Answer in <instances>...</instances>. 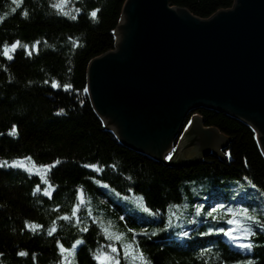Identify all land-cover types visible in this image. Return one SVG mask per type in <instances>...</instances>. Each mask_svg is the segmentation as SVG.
<instances>
[{
  "label": "trees",
  "instance_id": "trees-1",
  "mask_svg": "<svg viewBox=\"0 0 264 264\" xmlns=\"http://www.w3.org/2000/svg\"><path fill=\"white\" fill-rule=\"evenodd\" d=\"M125 1L74 0L72 13L62 14L53 0H0V46L20 42L9 53L12 59L0 47V264H61L60 248H70L77 240L83 243L76 250L75 264H99L95 255L107 242L88 213L90 203L85 204V196L93 200L104 196L99 182L120 194L141 195L146 207L160 216L152 225L156 229L146 228L135 238L148 264L249 260L264 264V233L255 224L251 251L235 249L214 232L228 228L231 214L218 223L192 226L184 231L183 241L163 229L167 207L179 203L192 184L200 192L199 198L189 201L195 208L203 205L210 210L222 204L250 208V214L264 221L259 201L264 198V158L247 124L198 110L195 114L203 127L215 128L225 137L224 149L220 157L171 164L120 145L93 110L85 91L88 66L114 49ZM234 1L169 0L168 4L207 20L232 8ZM20 161L29 162L36 172L12 167ZM245 179L255 186L258 198H244ZM101 203L120 229H126L124 223L139 226L137 231L145 228L134 218L122 221V213Z\"/></svg>",
  "mask_w": 264,
  "mask_h": 264
},
{
  "label": "water",
  "instance_id": "water-1",
  "mask_svg": "<svg viewBox=\"0 0 264 264\" xmlns=\"http://www.w3.org/2000/svg\"><path fill=\"white\" fill-rule=\"evenodd\" d=\"M168 2L126 0L123 53H105L88 66L96 115L111 117L120 145L158 162L200 109L252 128L246 121L254 122L264 154V0H235L207 20ZM189 125L184 136L202 156H215L226 143L199 118Z\"/></svg>",
  "mask_w": 264,
  "mask_h": 264
},
{
  "label": "rangeland",
  "instance_id": "rangeland-1",
  "mask_svg": "<svg viewBox=\"0 0 264 264\" xmlns=\"http://www.w3.org/2000/svg\"><path fill=\"white\" fill-rule=\"evenodd\" d=\"M73 1L74 0H53L54 4L59 5V8H56V9L62 14L72 13L70 12L72 11V8L70 5ZM126 25H127V19L125 15V17L124 16L121 17L118 27L116 28V31L114 33V37H115L114 49L106 53L108 57L112 58L116 55L123 53L124 43H122L123 46L122 45L120 46V44L122 42V39H124V35L126 32ZM118 37L121 38V42L119 44H117ZM111 54H113L114 56ZM100 116L103 118V116H106V115L100 114ZM107 117H109V119L111 120L110 116H107ZM101 122L103 125L106 124L105 126L106 129L108 130L111 129L109 128V122H105V124H104V121L101 120ZM246 123L250 124L253 127L256 126L255 123L252 121L247 120ZM256 127L258 128V126ZM256 127L254 128L257 130ZM112 133L114 134L115 132H112ZM115 134H114L115 137L119 136V138L123 140V138H121L119 134H116L117 136ZM181 135H182V132H180L176 140H170V151H162V159H160L161 161L164 162V159H165V162H172L171 164H179L180 161L184 160L185 158L192 159L196 156L195 149H191V148L187 149L189 145L188 141H184V144H183V141H181L182 140ZM258 137L260 138L259 132H258ZM182 146H185V149H183ZM168 157H171L172 159H168ZM17 163L18 165H22L23 167L17 166L14 168H20L30 173L36 172L33 169V167L29 164V162L27 161H20ZM98 187L102 190L103 195H104L103 197L93 200L92 198L85 196V204L87 205L90 203L91 205L87 207L88 213L94 219V221L98 224V227L101 230L107 242V244H104L103 246L100 247V250L95 255V257L97 255H100L99 260L95 258L97 263L105 264L104 254H107L111 257H114L112 264H117V262L118 264H121V261L122 262L124 261L125 264H140V260L135 258V256H138L139 254L138 249L136 247L135 238L139 234L145 233L146 228H149L152 230L156 229L158 226L152 227V225L153 223L156 224L155 222H159L161 218H159L158 215H156L155 213H153L151 210H149L146 207L142 196L139 194H136L133 192L127 195L120 194L114 189H112L111 187H109L106 183H103V182L101 183L99 182ZM189 188L191 191H188L187 194L183 192L182 200L179 203L172 204L169 207L171 213L169 214L167 213V216L165 217V222H164V227H163L164 233H167L172 238L178 239V237L181 236V234H183L185 230L191 228L194 225L196 226L197 224L208 223V222L218 223V220H220L225 215L230 214L227 211V209L229 208L235 209L234 205L227 206L223 204L215 206L211 208L210 210L201 208L203 207V205H199L201 207L195 208V203H191L189 201L199 198L200 192L194 189L195 188L194 184L190 185ZM243 192L245 193L248 192V194L244 196V198L248 201L249 200L251 201L253 198L254 199L258 198L257 190L253 186H249L247 189L243 190ZM82 199L84 198L81 194V203H82ZM94 201L96 203H94ZM101 201H104L108 206H111L110 207L111 210L122 213L123 214L122 221H124L125 217H128L130 219L134 218L142 223H145V228L142 229L141 231H137L135 229H138L139 226H134L133 227L134 229H133L128 225L126 227L124 223L123 226L126 229L124 230L120 229V227L117 224H115L112 220L108 218L107 216L108 214L105 213L106 208L105 210L102 209L103 207H106V206L103 203H101ZM259 201L264 207V198L259 197ZM251 208H254V209L257 208V204H252ZM214 209L217 211H214ZM249 210L251 209L249 208ZM210 213L211 215H209ZM227 225H228V228H223L225 231H228L229 229L234 228V225L232 227L229 226V223ZM220 229L221 228H219L218 230H215L214 232L218 236L225 239L232 247H234L235 249H239L236 246L235 242H233L223 232L219 231ZM78 241L80 240L75 241L70 248H64V247L60 248V253L62 255V264H75V261H74L75 253H76L78 246L80 245V243L79 244L77 243ZM125 245L129 246L128 252L130 253V255L128 259H125V251H126ZM113 247L117 249L115 253L112 252Z\"/></svg>",
  "mask_w": 264,
  "mask_h": 264
},
{
  "label": "snow or ice",
  "instance_id": "snow-or-ice-1",
  "mask_svg": "<svg viewBox=\"0 0 264 264\" xmlns=\"http://www.w3.org/2000/svg\"><path fill=\"white\" fill-rule=\"evenodd\" d=\"M13 3H17V0H12ZM53 7L55 8H59V5L54 4ZM13 11H15V9H13ZM98 11V10H96ZM96 11H93L91 13V15L93 17L96 16ZM28 13L25 12L24 16L27 17ZM39 42H37L38 44ZM20 46V42L16 41L14 42L10 47L5 44L4 46H0L3 47V53L4 56H6L8 59H12L13 57L9 55V53L11 51H13L14 49H16L17 47ZM85 91H87V89H85ZM64 110L61 109L60 112L62 113ZM168 159H171V157H168ZM60 163L59 161L56 162V164ZM245 163L247 164V161H245ZM23 167L22 165H18L17 162H13L12 167ZM52 167H55V164L52 165ZM85 167H93L95 170H99L96 169L95 166H91V165H85ZM106 187V185H105ZM253 187H255L253 185ZM35 194V193H34ZM45 196H48L49 193L48 192H44ZM223 208V206H222ZM214 211H217L214 209ZM227 211L234 217L233 219H230L228 221L229 224L234 225V228L229 229L228 231H225L223 228H221L219 231L223 232L226 236H228L233 242L236 243V246L241 249L242 251H251L253 248V243L251 240V237L256 235V232L253 230L252 225L255 224L260 232L264 233V221H262L259 217L250 214V210L248 208H237V209H232L229 208L227 209ZM211 215V213L209 214ZM63 219L65 220H69L70 217L65 216ZM51 234V232L49 233ZM184 235H187V233H184ZM119 238V237H117ZM79 243H83V241H78ZM128 245H125V259L129 258L130 253L128 252ZM117 251V249L115 247L112 248V252L115 253ZM19 255L21 256H25L27 255V253L25 252H20ZM134 255V254H133ZM96 259H100V255H97L95 257ZM136 259L140 260V264H148L146 258L143 256V253H139L138 256H135ZM114 260V257H111L107 254H104V261L105 264H112V261ZM118 264V262H117ZM241 264H243V262H241ZM247 264H253L252 261H247Z\"/></svg>",
  "mask_w": 264,
  "mask_h": 264
},
{
  "label": "bare ground",
  "instance_id": "bare-ground-1",
  "mask_svg": "<svg viewBox=\"0 0 264 264\" xmlns=\"http://www.w3.org/2000/svg\"><path fill=\"white\" fill-rule=\"evenodd\" d=\"M176 11H179V12H183L182 10H177L176 9ZM116 36H117V34H116ZM121 42V38L120 37H118V39H117V44H119ZM94 110V109H93ZM197 112V111H196ZM196 112H191L190 113V115H189V118H188V120H187V124H186V126L184 127V129L182 130V135H181V137H182V140L181 141H183V144H184V141H188V147H187V149L188 148H191V149H195L196 150V156L194 157V158H192V159H184V160H181L180 161V163L181 162H185V161H187V160H190V161H192V160H201L203 157H205V156H202L201 155V153L199 152V146L198 145H196V143L193 141V140H191V139H188V138H185V133L188 131V129H189V127H190V123H191V120L193 119V118H199L200 119V117L198 116V115H196L195 113ZM98 118L100 119V120H102V121H104V124H105V122H109L110 123V119H109V117H107V115L106 116H103V118L101 119L99 116H98ZM105 126H106V124H105ZM250 127V126H249ZM106 128V127H105ZM109 128H111L110 130H108V131H110V132H115L116 134H119V129H118V127H116V126H109ZM251 129H252V131L255 133V139H256V141H257V143H258V146H259V149H260V151H261V148H260V145H259V142H258V140H259V137H258V131L253 127H250ZM114 133V134H115ZM115 134V135H116ZM183 147V149H185V146H182ZM220 148L221 149H219V150H217L218 151V154H216L215 156H218V157H220V154H221V151L224 149V146H223V144H221L220 145ZM261 153H262V155H263V158H264V154H263V152L261 151ZM172 155H173V153H172ZM171 155V156H172ZM209 156H214V155H209ZM184 158V157H183ZM164 162H165V159H164ZM165 163H168V162H165ZM244 182H245V184H244V189L243 190H245V189H247L249 186H253L252 185V183L250 182V181H248V180H244ZM242 190V191H243ZM167 213L169 214V213H171V211H170V209H169V206L167 207V209H166V211H165V215L164 216H167ZM159 218H160V216H159ZM183 239H184V234H181V236H179L178 237V240L179 241H183ZM61 264H62V262H61Z\"/></svg>",
  "mask_w": 264,
  "mask_h": 264
}]
</instances>
